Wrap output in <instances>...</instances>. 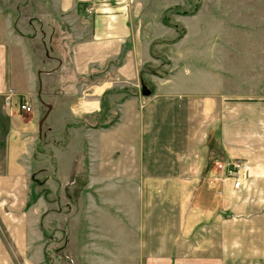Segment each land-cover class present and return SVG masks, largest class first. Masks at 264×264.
Returning <instances> with one entry per match:
<instances>
[{"label":"crops","instance_id":"0c3cea01","mask_svg":"<svg viewBox=\"0 0 264 264\" xmlns=\"http://www.w3.org/2000/svg\"><path fill=\"white\" fill-rule=\"evenodd\" d=\"M77 1L87 6L82 16L78 7L58 6L54 10L52 5L46 6L47 11L54 10L65 16L70 12L78 13L77 28L70 26L75 37L69 43L71 70L77 77H89L95 71L103 72L113 61L120 63L122 56L123 61L101 74L98 81L82 83L86 86L84 90L89 91L83 100L81 97L62 99L59 104L45 97L52 110L44 123L54 109H67L69 118L65 120L70 122H66L65 127L68 126V130L71 127L69 133L77 129L87 131L88 173L108 171L102 181L110 182L114 189L144 190L150 188L147 184L150 186L158 179L162 181L164 202L173 205L174 212L181 213L185 197L195 205L199 203L196 214L206 209L203 207L210 205L211 200L213 205L220 203L227 211L232 210V213L210 214L205 218V228L191 233L188 245H175L173 252L189 254L178 257L175 264H264V53L247 52L236 43L231 44L234 52L209 51L205 55L204 68H200L205 76L204 87L180 88L175 72L166 78V84L157 85L154 98L147 99L143 97L142 89L143 81L150 76L144 70L149 66L150 46L143 43L140 28L132 21L131 4L128 0ZM51 22L54 23L50 21L49 27L54 26ZM67 22L57 21V28ZM13 29L11 20L0 16V76H3L0 80V118L6 120L0 132V153L5 154L4 161L0 162V182L12 179V175L5 173L17 172L20 174L17 176L16 173L13 179L20 183L22 179L27 180L34 155L46 152L54 160L58 159L56 150L60 152L59 148L66 147L70 150L71 141L61 142L62 138L54 148L48 149V145L55 142L53 135L39 133L40 121L46 113L31 102L33 112L30 114L19 110L18 100V108H14V98H28L23 93L32 94L37 79L30 65L33 61L29 48L23 38H16ZM81 29H87V32L83 33ZM252 40H255L253 45L262 44L260 40ZM127 45L129 49H125ZM52 61L61 64L60 57H54ZM62 62L64 64V60ZM227 63L236 65L237 69H230ZM66 69L69 68L61 66L59 71ZM75 84L81 93V79ZM111 87L126 91L132 88L131 92H137L120 102L121 118L107 127L82 125L91 122V115L95 114L94 119L101 117L102 95ZM145 87L152 92L147 85ZM9 97L10 105L7 104ZM217 109L221 110V130L220 139H215L213 145L217 146L219 155L244 160L251 167L250 179L239 191L223 182L217 173L216 184L203 186L200 180L204 176L200 170L207 159V151L181 150L184 141L193 149H198L200 142H207L214 117L218 118ZM126 127L130 129L128 135L124 134ZM63 165L65 161L61 158V171ZM90 179L95 181L91 175L88 187L91 186ZM143 201L144 198L139 204H144ZM2 219L5 228L0 230V264H40L31 254L37 256L44 251L45 244L41 240L44 233L35 228L11 227L7 224L9 219ZM143 247L144 251H150L149 246ZM157 251L165 253L166 246H159ZM161 259L159 257L158 261Z\"/></svg>","mask_w":264,"mask_h":264},{"label":"rangeland","instance_id":"374dc122","mask_svg":"<svg viewBox=\"0 0 264 264\" xmlns=\"http://www.w3.org/2000/svg\"><path fill=\"white\" fill-rule=\"evenodd\" d=\"M128 3L132 7L130 16L134 25L140 28L143 43H149L150 46L149 66L144 68L150 76L143 82L152 92L147 88L150 94L141 95L144 98L153 97L157 85L166 84V78L169 79L175 72L176 83L180 88L195 90L204 87L205 76L200 68H204L205 55L209 51L234 52L231 44L236 43L247 52L264 53V0H128ZM51 5L54 10L58 6H73L71 9L78 7L81 16L87 8L77 0H0V16L11 20L16 38L25 40L33 61L30 65L37 85L32 94H23L26 93L27 99L42 109V113H46L47 108L39 100L40 88L41 99L45 104H48L47 100L59 104L62 99L81 97L83 100L89 91L84 90L86 86L82 83L98 81L105 71L121 65L124 57H121L120 63L118 60L109 63L103 72L95 71L89 77H77L69 66V43L75 38L70 26L77 28L78 13L70 12L65 16L54 10L47 11L46 6ZM65 20L68 22L57 28V21ZM50 21H54L51 22L54 26L49 27ZM86 30L81 29V32ZM252 39L260 40L262 44L253 45L255 40ZM125 49H129V45ZM54 57H60L61 64L52 61ZM61 66L69 69L59 71ZM227 66L237 69L231 63H227ZM10 73L13 76V72ZM10 73L7 75L8 81L11 79ZM1 79L3 76H0ZM80 79L81 93L75 84ZM131 89L126 91L123 88L121 92L119 88L111 87L102 95V111H99L104 115L100 119L92 118L95 114L88 115L91 122L82 125L107 127L119 120L120 102L137 93L131 92ZM16 98L13 101L15 109L19 101ZM220 111L215 110L218 118L214 117L207 142H200L198 149L191 148L187 141L181 144L183 152L207 151V159L200 170L204 176L200 180L203 186L216 184L215 165L228 160L219 155L217 146L213 145L215 139H220ZM65 118H69L67 109H54L43 125L42 134L53 135L55 142L50 143L48 149L54 148L63 138L61 142L71 141L70 150L67 147L59 148L60 152L56 150L59 157L55 160L46 152L38 153L32 157L31 163L28 161L31 170L27 180L22 179L19 183L13 179L17 172H8L5 174L12 175V179L0 182V230L5 228L2 219L5 217L9 219L10 224L6 223L11 227L40 229L44 233L41 239L45 244L44 251L37 256L31 254L33 260L40 264H175L178 257L189 255L173 252L175 245H188L191 233L205 228L210 214L232 213L231 209L227 211L220 203L213 205L211 200L210 205L203 207L206 209L196 214L197 208L200 209L199 203L195 205L186 197L182 202L181 213L174 212V206L169 203V207L164 202L162 181L158 179L150 186L147 184L150 188L144 190L112 188L110 182L102 181L108 171L88 173L87 131L77 129L69 133L71 127L68 130L65 124L70 120ZM5 121L0 118V132L5 127ZM126 128L124 134L128 135L130 129ZM43 144L40 145L41 150ZM66 154L68 156H64ZM61 158L65 161L62 171ZM4 159L5 154L0 153V162ZM91 175L95 181L92 179L91 182L90 179L91 186L88 187ZM142 198L144 204H139ZM209 207L211 210L208 213ZM145 245L149 246V252L144 251ZM159 246H166V252H158ZM159 257L162 258L160 261Z\"/></svg>","mask_w":264,"mask_h":264},{"label":"built area","instance_id":"2783aa9c","mask_svg":"<svg viewBox=\"0 0 264 264\" xmlns=\"http://www.w3.org/2000/svg\"><path fill=\"white\" fill-rule=\"evenodd\" d=\"M11 97L7 98V104H11ZM19 110L30 114L33 107L27 98L19 99ZM216 173L223 182L231 184L235 191L241 190L250 179V164L240 159H228L227 161L217 162L215 165Z\"/></svg>","mask_w":264,"mask_h":264},{"label":"water","instance_id":"95a60500","mask_svg":"<svg viewBox=\"0 0 264 264\" xmlns=\"http://www.w3.org/2000/svg\"><path fill=\"white\" fill-rule=\"evenodd\" d=\"M144 89H143V91H142V93L144 94V95H149L150 94V91H147L146 89V87L144 86L143 87ZM38 96H39V100L42 102V104L47 108V112H46V114L44 115V117L42 118V120L40 121V124H39V133L41 134L42 133V128H43V124H44V122H45V120L47 119V117H48V115H49V113L51 112V110H52V105H50V104H45L43 101H42V99H41V88H40V92L38 93Z\"/></svg>","mask_w":264,"mask_h":264},{"label":"trees","instance_id":"16d2710c","mask_svg":"<svg viewBox=\"0 0 264 264\" xmlns=\"http://www.w3.org/2000/svg\"><path fill=\"white\" fill-rule=\"evenodd\" d=\"M102 115H104V114H101V116H102ZM100 118H101V117H100ZM100 118H99V119H100Z\"/></svg>","mask_w":264,"mask_h":264}]
</instances>
